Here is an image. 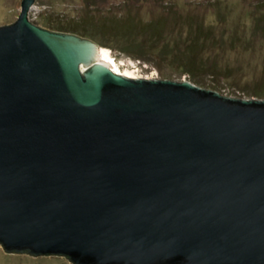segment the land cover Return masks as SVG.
<instances>
[{
	"label": "water",
	"instance_id": "95a60500",
	"mask_svg": "<svg viewBox=\"0 0 264 264\" xmlns=\"http://www.w3.org/2000/svg\"><path fill=\"white\" fill-rule=\"evenodd\" d=\"M0 25V245L74 264H264V99L134 77Z\"/></svg>",
	"mask_w": 264,
	"mask_h": 264
},
{
	"label": "rangeland",
	"instance_id": "374dc122",
	"mask_svg": "<svg viewBox=\"0 0 264 264\" xmlns=\"http://www.w3.org/2000/svg\"><path fill=\"white\" fill-rule=\"evenodd\" d=\"M22 1L0 0V25L18 19ZM166 3L182 16H192L205 26L213 27L217 40H224L223 43L218 41L216 46L209 48L206 56L226 67L228 72L214 79L205 75L204 80L207 83L218 82L224 94L242 98H250L249 95L256 87L264 84V31L256 25L257 20L264 15V0H37L30 18L43 27L74 33L76 22L84 19H90L94 24L106 17L131 14L143 22H149L160 16ZM188 31L189 28L185 27L178 33L186 36ZM81 32L85 33L84 30ZM96 35L99 40L103 37ZM121 43L124 44H114L121 47ZM103 48L107 51L113 67L121 73L129 76L188 80L187 76L180 75L181 69L176 65H157L155 58L158 57L144 61L125 56L117 50ZM167 75L171 77H166ZM0 264L74 263L62 256L6 253L0 245Z\"/></svg>",
	"mask_w": 264,
	"mask_h": 264
},
{
	"label": "trees",
	"instance_id": "16d2710c",
	"mask_svg": "<svg viewBox=\"0 0 264 264\" xmlns=\"http://www.w3.org/2000/svg\"><path fill=\"white\" fill-rule=\"evenodd\" d=\"M135 16L131 14L111 16L94 24L90 19L75 21L77 26L75 25L76 29L73 32L94 39L102 47L111 51L117 50L134 59L150 61L149 58L158 57L155 58L157 65L161 63L176 65L181 69L180 75L187 76L188 80L223 92L218 82L207 83L204 80L205 75L214 79L228 72L226 67L220 66L206 56L209 48L216 46L218 41L220 43L224 41L217 40L213 27L205 26L192 16H182L176 9L170 8L168 3L163 6L160 16L152 21L143 22ZM256 25L258 29L264 31V15L257 20ZM185 27L189 28L186 36L178 33ZM96 34L102 35L103 39H97ZM116 42L124 44L116 47L114 44ZM249 97L264 99V84L256 87Z\"/></svg>",
	"mask_w": 264,
	"mask_h": 264
},
{
	"label": "bare ground",
	"instance_id": "6f19581e",
	"mask_svg": "<svg viewBox=\"0 0 264 264\" xmlns=\"http://www.w3.org/2000/svg\"><path fill=\"white\" fill-rule=\"evenodd\" d=\"M101 60L103 63H106L107 65H109L113 69V71H115L114 70L115 68L113 67V65L111 63L110 58L108 57L107 51L104 48H102ZM121 74H124V73H121ZM125 75H127V74H125ZM127 76H129V75H127Z\"/></svg>",
	"mask_w": 264,
	"mask_h": 264
},
{
	"label": "built area",
	"instance_id": "2783aa9c",
	"mask_svg": "<svg viewBox=\"0 0 264 264\" xmlns=\"http://www.w3.org/2000/svg\"><path fill=\"white\" fill-rule=\"evenodd\" d=\"M116 70V69H115ZM117 72L121 73L120 71L116 70ZM134 77H138V76H134Z\"/></svg>",
	"mask_w": 264,
	"mask_h": 264
}]
</instances>
